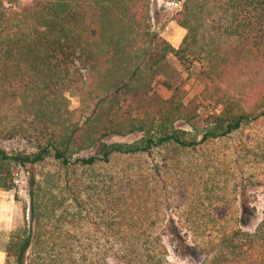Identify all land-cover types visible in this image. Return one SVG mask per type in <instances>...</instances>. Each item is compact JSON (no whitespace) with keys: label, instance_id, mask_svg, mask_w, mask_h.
Masks as SVG:
<instances>
[{"label":"trees","instance_id":"16d2710c","mask_svg":"<svg viewBox=\"0 0 264 264\" xmlns=\"http://www.w3.org/2000/svg\"><path fill=\"white\" fill-rule=\"evenodd\" d=\"M168 1L179 4L170 20L185 29L177 46L153 26L151 0H0V189L15 187L21 167L47 165L40 179L31 174L28 218L5 242L4 264H23L27 252L29 264H72L60 252L63 229L91 219L97 227L95 218L125 264H169L124 178L106 164L148 156L156 177L185 187L201 170L205 142L264 126V0ZM168 55L205 79L187 100L161 75ZM155 84L171 95L152 94ZM202 108L200 130L177 127ZM13 140L28 147L1 146ZM218 188L205 179L183 193L195 236L215 221L204 202ZM248 213L242 200L240 224ZM167 229L182 254L204 253L201 264H264V211L252 230H222L202 247L182 240L174 223Z\"/></svg>","mask_w":264,"mask_h":264},{"label":"rangeland","instance_id":"374dc122","mask_svg":"<svg viewBox=\"0 0 264 264\" xmlns=\"http://www.w3.org/2000/svg\"><path fill=\"white\" fill-rule=\"evenodd\" d=\"M25 1L18 0V3L22 5ZM178 8L179 4L175 1L151 0L150 4L153 26L175 46L185 34L184 28L170 20ZM161 75L171 87L181 91L185 100L199 92L205 83L197 68H193L190 73L184 72L172 55H168L161 63ZM151 93L168 97L172 91L155 84ZM70 99L72 105H75V97L70 96ZM207 114L208 110L202 108L191 124L179 122L177 127L193 132L200 130ZM135 137L137 135L114 136L110 140L131 141ZM1 146L8 150L28 147L18 140L4 142ZM201 150L206 151L197 155L201 170L198 171L197 167L193 170V185L185 180V187L173 176L166 179L156 177L151 170L148 156L115 157L105 166L115 176L124 178L130 188L128 193L143 217L139 221L147 224L152 234L158 235V242L165 249L164 258L169 264H201L204 257V253L199 250L191 255L178 251L177 240L167 229L169 223H174L181 229L182 240L185 237L186 242L202 247L206 244L204 242L215 240L222 230L231 227L252 230L264 211V126H244L227 137L205 142ZM45 166L47 165L21 167L14 173L15 187L9 191L0 189V264L5 263L3 249L10 233L27 221V187L31 174L40 179V173ZM205 179H216L219 184V196L213 198L211 206L204 202L206 210L215 218V223H208L204 232L195 236L186 218L185 206L188 199L183 200L182 197H191L195 191H199ZM184 188L189 191L185 192ZM242 200L249 211L245 225L238 222ZM95 219L97 227L93 223L94 219L75 221L64 227L60 244L63 257L72 264H125L124 254L116 253L115 248L110 247L111 238L107 233L98 230L102 220ZM109 221L108 219L104 222ZM29 262L30 256L27 252L23 264Z\"/></svg>","mask_w":264,"mask_h":264}]
</instances>
